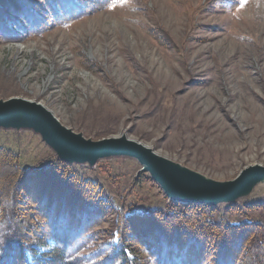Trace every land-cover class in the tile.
I'll return each mask as SVG.
<instances>
[{
    "label": "rangeland",
    "instance_id": "obj_1",
    "mask_svg": "<svg viewBox=\"0 0 264 264\" xmlns=\"http://www.w3.org/2000/svg\"><path fill=\"white\" fill-rule=\"evenodd\" d=\"M13 97L42 104L86 138L126 134L209 178L233 180L264 166V0H122L41 36L0 44V99ZM0 148L16 153L24 168L58 161L31 131L0 130ZM74 166L116 208L168 202L134 160ZM255 203L263 207L224 220L264 224V186L238 205ZM115 222L96 230L112 234Z\"/></svg>",
    "mask_w": 264,
    "mask_h": 264
},
{
    "label": "trees",
    "instance_id": "obj_2",
    "mask_svg": "<svg viewBox=\"0 0 264 264\" xmlns=\"http://www.w3.org/2000/svg\"><path fill=\"white\" fill-rule=\"evenodd\" d=\"M121 1L0 0V44L41 36ZM76 168L56 160L24 168L16 153L0 148V264H264V224L223 218L262 204L212 208L165 195L161 209L116 208L103 186ZM111 217L112 234L96 230Z\"/></svg>",
    "mask_w": 264,
    "mask_h": 264
},
{
    "label": "water",
    "instance_id": "obj_3",
    "mask_svg": "<svg viewBox=\"0 0 264 264\" xmlns=\"http://www.w3.org/2000/svg\"><path fill=\"white\" fill-rule=\"evenodd\" d=\"M0 130L31 131L40 136L58 161L94 168L101 160L126 158L136 161L167 196L184 205L212 208L235 206L264 186V166L245 168L235 179L217 181L156 153L126 134L93 140L64 126L38 102L13 97L0 99Z\"/></svg>",
    "mask_w": 264,
    "mask_h": 264
}]
</instances>
